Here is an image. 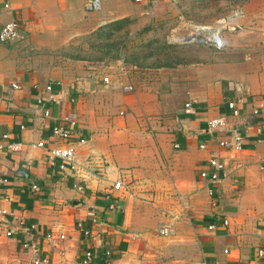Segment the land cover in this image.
<instances>
[{
    "label": "crops",
    "instance_id": "obj_1",
    "mask_svg": "<svg viewBox=\"0 0 264 264\" xmlns=\"http://www.w3.org/2000/svg\"><path fill=\"white\" fill-rule=\"evenodd\" d=\"M5 1L12 9L0 26L19 18L21 38L0 42V132L22 146L0 150V219L13 232L0 231V264H105L104 250L106 264H264V110L252 113L264 104V0L226 2L241 29L219 50L188 46L170 67L109 76L72 71L51 54L111 22L174 16L199 0H100L97 11L88 0ZM72 112L76 166L61 170L46 149L67 145L52 128ZM221 116L224 128L209 130ZM233 129L240 150L219 145ZM40 140L43 148L30 146ZM211 157L224 163L215 182L200 175L212 171ZM115 181L124 187L112 189ZM87 250L92 263L83 262Z\"/></svg>",
    "mask_w": 264,
    "mask_h": 264
},
{
    "label": "rangeland",
    "instance_id": "obj_2",
    "mask_svg": "<svg viewBox=\"0 0 264 264\" xmlns=\"http://www.w3.org/2000/svg\"><path fill=\"white\" fill-rule=\"evenodd\" d=\"M228 1L199 0L188 8H180L174 16L157 17L144 22L140 16L124 18L116 28L108 27L111 22L91 34L75 38L65 49L53 51L51 55L54 59L51 62L65 64L72 71L80 65L94 66V69L107 76L110 73L118 75L122 71L128 74L170 67L188 58V46L206 47L193 40H180L191 34L197 25L220 27L224 46V37L238 30L229 28L228 24L241 22L234 10L230 12L232 7L226 3Z\"/></svg>",
    "mask_w": 264,
    "mask_h": 264
},
{
    "label": "built area",
    "instance_id": "obj_3",
    "mask_svg": "<svg viewBox=\"0 0 264 264\" xmlns=\"http://www.w3.org/2000/svg\"><path fill=\"white\" fill-rule=\"evenodd\" d=\"M86 8L89 11H97L101 8V1L100 0H88L86 3ZM12 8L8 2H3L2 5L0 6V15L2 13V10L5 11H10ZM228 27L231 29H241V26L239 24H233L229 23ZM220 28V27H219ZM218 27L216 28L215 26H207V25H197L194 27V31L191 32V34H188L186 36H183L180 40L184 39H189L197 42L198 44L204 45L206 47H213L220 49L223 46V40L220 35V29ZM187 36H190V38H187ZM21 38V22L19 18L13 17L9 21L3 23L0 26V42H13ZM109 79L108 77H104L103 81L107 82ZM13 88H19V84L13 82L12 84ZM50 86H47L46 89L48 90ZM125 91H131L133 90V86L128 84L123 87ZM37 103L43 107V116L44 117H49L50 116V110L46 107H44V102L42 98L37 99ZM191 103L187 102L185 103V109L189 110ZM227 106L229 110L231 111V114L236 116L240 112V108L237 106V102L235 100H229L227 101ZM264 110V104H260V106H257L253 108L252 113L258 114L261 111ZM66 120V124L63 125H55L52 128V135L55 137L60 138L61 140H64L67 143L66 146H53L51 148L46 149V158L51 164H57L58 167L63 170V169H70L74 170L75 169V145L74 142H71V138L73 136V132L71 128H69V125H74L77 122V118L75 113H70L68 116L64 118ZM208 129L209 130H215V129H223L225 124H226V119L224 117H216V118H211L208 120ZM8 138L7 133H1L0 132V150H2L5 146L8 147L10 150H19L22 146V143L17 141V142H10V143H5L6 139ZM76 143H85L86 140L85 138L81 137L78 138ZM243 144V136L236 130H232V134L230 137H223L222 139L219 140V145L224 147V148H230L233 150H240L242 148ZM31 147H41L43 148L45 146L44 141L40 140L35 143H30ZM177 146V144H176ZM204 144H201L200 147H204ZM208 166L212 168V171H208L207 169H203L200 172L201 177L204 178H209L211 181L215 182L219 179V172L224 169V163L220 160H218L216 157H211L208 160ZM124 186L120 181H115L112 184V189L114 190H120ZM33 188H37L36 185H33ZM80 189V187H78ZM107 198L110 197V194L107 193L106 195ZM115 205L113 203L109 204V208L112 209L114 208ZM0 214L3 216L6 214V210H0ZM224 224H227V221L224 220ZM7 224V220L1 218L0 219V231L4 230L3 228ZM210 228H213V226H209ZM28 230V228H27ZM170 232V230L166 227L163 226L160 228L159 233L161 235H167ZM11 229L4 230V234L6 236H11L12 234ZM47 239L51 237V233H47L45 236ZM23 247L24 248H30L33 251H37L38 246L36 243L30 242V241H24L23 242ZM103 256V262L106 264L107 259L110 257V251L109 250H104L103 253H101ZM263 254L262 250L258 251V255ZM97 258V255L90 250H87L84 255V263H92L95 261ZM41 261L37 258L34 260V264H40ZM202 264H212L210 262H203Z\"/></svg>",
    "mask_w": 264,
    "mask_h": 264
},
{
    "label": "trees",
    "instance_id": "obj_4",
    "mask_svg": "<svg viewBox=\"0 0 264 264\" xmlns=\"http://www.w3.org/2000/svg\"><path fill=\"white\" fill-rule=\"evenodd\" d=\"M121 20H117L115 22H112L108 27L109 28H116L117 25H119L118 23H120ZM101 31V30H100Z\"/></svg>",
    "mask_w": 264,
    "mask_h": 264
},
{
    "label": "bare ground",
    "instance_id": "obj_5",
    "mask_svg": "<svg viewBox=\"0 0 264 264\" xmlns=\"http://www.w3.org/2000/svg\"><path fill=\"white\" fill-rule=\"evenodd\" d=\"M187 38H190V36H187Z\"/></svg>",
    "mask_w": 264,
    "mask_h": 264
},
{
    "label": "water",
    "instance_id": "obj_6",
    "mask_svg": "<svg viewBox=\"0 0 264 264\" xmlns=\"http://www.w3.org/2000/svg\"><path fill=\"white\" fill-rule=\"evenodd\" d=\"M74 203H77L76 201Z\"/></svg>",
    "mask_w": 264,
    "mask_h": 264
}]
</instances>
